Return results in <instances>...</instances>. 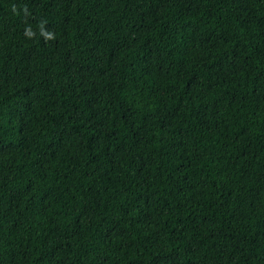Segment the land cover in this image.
I'll return each instance as SVG.
<instances>
[{
  "label": "trees",
  "instance_id": "trees-1",
  "mask_svg": "<svg viewBox=\"0 0 264 264\" xmlns=\"http://www.w3.org/2000/svg\"><path fill=\"white\" fill-rule=\"evenodd\" d=\"M0 264H264V0H0Z\"/></svg>",
  "mask_w": 264,
  "mask_h": 264
},
{
  "label": "clouds",
  "instance_id": "clouds-1",
  "mask_svg": "<svg viewBox=\"0 0 264 264\" xmlns=\"http://www.w3.org/2000/svg\"><path fill=\"white\" fill-rule=\"evenodd\" d=\"M28 34H30V33H28ZM47 35H48L49 38H51V33H48Z\"/></svg>",
  "mask_w": 264,
  "mask_h": 264
}]
</instances>
